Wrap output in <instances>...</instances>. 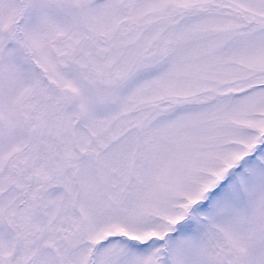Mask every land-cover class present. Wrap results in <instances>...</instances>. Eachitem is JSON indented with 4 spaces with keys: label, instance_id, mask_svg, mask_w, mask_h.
Masks as SVG:
<instances>
[{
    "label": "snow or ice",
    "instance_id": "obj_1",
    "mask_svg": "<svg viewBox=\"0 0 264 264\" xmlns=\"http://www.w3.org/2000/svg\"><path fill=\"white\" fill-rule=\"evenodd\" d=\"M0 264H264V0H0Z\"/></svg>",
    "mask_w": 264,
    "mask_h": 264
}]
</instances>
